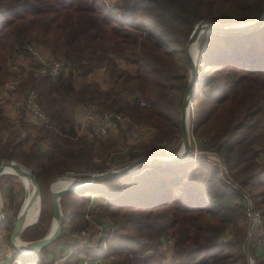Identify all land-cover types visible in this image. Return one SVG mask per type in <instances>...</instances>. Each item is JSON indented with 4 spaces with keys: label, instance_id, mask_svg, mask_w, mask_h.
Returning a JSON list of instances; mask_svg holds the SVG:
<instances>
[{
    "label": "trees",
    "instance_id": "trees-1",
    "mask_svg": "<svg viewBox=\"0 0 264 264\" xmlns=\"http://www.w3.org/2000/svg\"><path fill=\"white\" fill-rule=\"evenodd\" d=\"M263 13L264 0H116L112 8L102 0H0V85L9 59L25 52L27 45L46 46L71 69L106 68L108 78L119 86L102 90L85 84L75 90L72 72L55 80L30 72L20 87L36 90L38 104L53 123L60 127L67 123L70 103H96L103 111L150 125L158 143L180 142L179 115L188 74L184 47L195 24L248 21ZM201 37L191 131L203 148L226 159L264 224V164L258 161L264 149V24L246 33L206 32ZM119 59L134 66L136 74L119 68ZM140 100L146 105L141 107ZM43 132L14 136L0 145V163H17L39 184L40 217L23 231L27 241L46 233L44 219L52 216L48 186L53 179L104 168L93 164L90 146ZM45 140L47 156L39 145ZM177 149L175 145L172 154ZM143 155L130 152L127 157ZM87 192L105 198L104 212L116 226L104 230L107 247L96 253L97 258H111L112 264H249L252 245L245 250L240 193L228 187L211 164L186 158L165 166L142 165L74 194L84 199ZM63 214L62 230L75 221L85 228L82 209ZM9 223L6 217L0 231L8 230ZM227 234L230 237L225 238ZM165 238L174 242L168 261L160 249ZM46 247L30 257L42 262L40 253Z\"/></svg>",
    "mask_w": 264,
    "mask_h": 264
},
{
    "label": "crops",
    "instance_id": "crops-1",
    "mask_svg": "<svg viewBox=\"0 0 264 264\" xmlns=\"http://www.w3.org/2000/svg\"><path fill=\"white\" fill-rule=\"evenodd\" d=\"M34 50L37 54L36 57L32 56L30 53L23 52L15 54L13 57H15L19 63V69L17 71H10L8 67V63L6 66V72L7 76L5 78V81L2 85H0V96H5L4 103L0 106V117H2L4 120H0V145L8 142L9 140H12L14 136L19 137H25V136H31L35 137L38 133L44 134L43 130H48L52 135L54 136H61L65 139H68L71 142H76L78 145H88L90 148L95 149V145H100L97 141L93 140L88 128L87 123L84 118L85 113V106L78 104V103H70L69 104V113L67 117V123L63 124L61 127L57 124L53 123V128L51 129H41L38 127H33L27 122L20 121L16 122V120L20 117L24 116V109L22 108L19 93L21 90V84H23L27 78L30 72L35 73V75L39 76L36 73V69L38 68V58L43 59L46 62H51L55 58L52 55L51 49L46 46L42 45H34ZM37 64V68H33L32 65ZM116 64L119 68H122L126 70L128 73L135 75L136 74V68L134 66H128L124 63L123 60H116ZM106 68L104 67H98L94 68L93 70H90L89 72H85V68H79V72L76 69L71 68H65L61 72V75L58 78H65L69 75L70 72H72V84L75 90L80 89L83 85L88 84L91 86H97L98 88L102 90H107L109 88H116L118 89L119 86L112 83V81L108 78V75L106 73ZM75 70V71H74ZM86 73H89L90 76L87 77ZM42 77V76H40ZM6 83H9L11 85L15 86V90H9L6 86H4ZM25 89V88H24ZM5 94V95H4ZM125 96L129 98L126 94ZM139 131V137L134 145L131 147H124L125 145L124 141L126 140V135L128 131V125L125 123L119 124L115 129H112L109 134L102 139L100 142H107L109 144V149H117L120 150L121 153H129L130 150H132L134 153H145V155L151 152L162 151L163 147H165L166 144H169L171 147V150L173 149V146L180 145V142H157V131L156 129L152 128L150 125L146 123H136L135 124ZM71 130L73 133L68 134V131ZM181 136V135H180ZM179 143V144H178ZM40 148L43 152H45L46 156L48 155V142L42 141L40 142ZM179 149V147H178ZM177 149V150H178ZM177 152V151H176ZM164 153V152H163ZM144 156V155H143ZM128 161V160H127ZM258 161L262 164H264V156L258 157ZM4 162V161H2ZM1 162V163H2ZM0 163V164H1ZM11 174H4L0 177H8ZM16 176V175H15ZM264 176V171H263ZM24 181V180H23ZM22 181V182H23ZM78 181L74 182L72 185H76ZM24 186L26 187V196L29 195V186L26 181L23 182ZM59 187V184H58ZM56 189V188H55ZM63 198H67V195H65ZM34 204L31 206L30 210L27 213L26 217H30L34 214ZM106 205L105 198L102 199L99 198V196L96 195H89L87 197V206L86 210L88 209L87 213H97L99 214V219H89V223L84 220L83 215L85 214L82 211V218L83 221L86 222V227L90 226L95 233H97L98 230L102 231L104 228L109 226V223L104 222V218L102 217L101 213L102 209L104 210V207ZM68 209L67 211H65ZM64 211L66 213L70 212L69 208H66ZM101 218V219H100ZM89 228V227H88ZM73 229V223L67 222L62 230V236L59 239L58 246L62 252H66L67 248L65 241L67 240L66 234L70 233V231ZM2 240V236H1ZM7 241H5L6 243ZM57 244V243H55ZM3 245V243H0V247ZM54 245H48L47 250L49 248H55ZM173 248V242L170 240L167 243V252L164 254L167 258H169L170 254L172 253ZM252 253L251 257L257 262H264V249H260L252 245L251 247ZM52 251V250H51ZM86 251V250H85ZM101 251V250H99ZM14 255V254H13ZM12 255V257H14ZM97 256V255H96ZM28 259L30 260L31 257L29 256ZM112 259L111 258H105L103 261H101V264H111ZM254 261V263H255Z\"/></svg>",
    "mask_w": 264,
    "mask_h": 264
},
{
    "label": "built area",
    "instance_id": "built-area-1",
    "mask_svg": "<svg viewBox=\"0 0 264 264\" xmlns=\"http://www.w3.org/2000/svg\"><path fill=\"white\" fill-rule=\"evenodd\" d=\"M35 44H30L25 47V52L30 53L36 57L37 54L34 50ZM38 58V68L35 70L39 76L46 77L49 80H55L61 75V72L69 66L61 59H54L51 62H46L43 59ZM19 63L15 57H12L8 61L9 70L14 72L19 69ZM77 72H79V69ZM75 71V70H74ZM89 77L90 74L86 73ZM4 86L7 89L15 90V86L6 83ZM5 95V94H4ZM20 102L24 109V116L16 120V122L24 121L32 125L33 127L51 129L53 128V121L50 119L46 111L37 102V92L33 88H25L19 93ZM5 96H0V106L4 103ZM139 105L145 106L146 103L143 100L139 101ZM84 118L87 123L88 131L95 141L104 139L112 129H115L119 124H127L128 131L126 140L124 141V147H131L134 145L139 137V131L135 123L131 121L129 117L122 113H113L109 111H103L96 105V103H89L85 106ZM189 143H190V155L189 158L194 161H201L203 163L211 164L217 168L224 183L231 189H235L240 193V204L244 210V216L246 221V240L244 244L245 250L248 246L254 245L257 248L264 249V224L260 212L257 210L253 198L248 192H246L241 185L235 180L233 175L230 173L226 159L212 149L203 148L202 141L197 138L191 131L189 126ZM170 144V143H169ZM166 144L162 151H157V154L162 156H171V144ZM180 146V145H179ZM259 156H264V149H260ZM164 152V153H163ZM124 164L111 165L110 170H119L123 168ZM122 166V167H121ZM121 167V168H120ZM108 170V169H107ZM80 237L86 236L84 229L79 230ZM80 248H86L82 257L77 261L76 264H97V252L99 250L105 251L106 247L98 248L95 243H84L81 242L78 245ZM66 257L55 258L51 264H64ZM10 259V257H9ZM26 264H36L32 261L25 262ZM254 263V261H253ZM0 264H24L16 258H11L9 263ZM255 264V263H254Z\"/></svg>",
    "mask_w": 264,
    "mask_h": 264
},
{
    "label": "water",
    "instance_id": "water-1",
    "mask_svg": "<svg viewBox=\"0 0 264 264\" xmlns=\"http://www.w3.org/2000/svg\"><path fill=\"white\" fill-rule=\"evenodd\" d=\"M263 24H264V13L248 21L221 23L211 20H202L197 24H195L184 47L188 74H187V84L183 93V99H182L180 115H179L181 143L177 152L167 157L162 156L161 154H157L155 152V154H148L141 156L133 160L132 162L128 163L126 166H124L119 170L108 169V170L97 171L96 173H92L86 176L89 178L87 183L72 188H63L58 191H54L52 190V184H50L49 187L51 189L50 194H51V203H52V220H51L50 228L42 238L33 241H23L20 239L23 231L27 227L35 224L38 221L40 215V211H41L40 188L36 177L33 174H31L30 170L24 169L17 163H11L10 161L2 162L0 164V177L4 174L25 176L34 186L30 198L24 203V205L22 204L17 214V217L12 224L11 233L9 235V244L11 248L21 256H31L34 252L40 251L45 246H48L54 241H56L61 234L62 225L65 221V216L62 212V208L60 204V200L65 195L80 191L88 186L94 185L108 178L122 176L131 173L137 167H140L142 165L165 166L189 158L190 155L189 154L190 153L189 114L193 102V94L195 90L196 77H197L196 75L198 69V65H197L198 55H196V57L193 58L190 50L191 45L194 43L198 44L200 37L206 32L219 33L223 35L246 33L251 30L260 28L261 26H263ZM197 51L199 52V50ZM6 167L12 168L15 173H4V169ZM35 199H38L40 203L38 218L34 223L27 224L25 223L27 212L31 207V205L33 204V202L35 201ZM4 219H5V214L0 207V224L4 221ZM17 240H21L22 243H18Z\"/></svg>",
    "mask_w": 264,
    "mask_h": 264
},
{
    "label": "rangeland",
    "instance_id": "rangeland-1",
    "mask_svg": "<svg viewBox=\"0 0 264 264\" xmlns=\"http://www.w3.org/2000/svg\"><path fill=\"white\" fill-rule=\"evenodd\" d=\"M103 2H106L108 7H113L116 4V0H102ZM202 37H200L199 42L197 44V50H199V44H200V40ZM177 50H179L177 47L175 48ZM199 54V52L197 51V55ZM181 56V55H180ZM190 123V122H189ZM190 126V125H189ZM101 141V140H100ZM97 141L98 143H100V145H95V147H97L94 151V154H92V162L94 165L100 167H104L101 170L98 171H102V170H107L109 168H111V165H117V164H124V163H130L135 159H129L128 154L130 152H133L132 150H130L129 153H121L120 150L117 149H109V144H107V142H100ZM175 146H173L174 148ZM179 147V145H178ZM172 151V150H171ZM148 154H155L154 152L148 153ZM147 154V155H148ZM128 160V161H127ZM125 166V165H123ZM122 167V166H121ZM120 167V168H121ZM97 171H86V173L81 172V177H73L74 175H76L75 173H68V174H64L63 176H59L56 177L55 179H53V181H51L50 184H53V189H60V188H64L66 186H71L74 182L78 181L79 184L83 181V180H79V178L88 176L92 173H96ZM49 184V186H50ZM59 184V187H58ZM48 186V190L50 191V187ZM99 185H97L98 187ZM26 187L24 186L22 180L15 175H9L8 177H4L0 179V207L1 210L4 212L5 214V218L9 217L10 219V223L7 224V229L8 230H1L0 231V243H3V245L0 247V261H3V263H9L10 259L13 258L12 254L14 253V258L18 259L20 262L26 264L25 262L27 261H32L33 263L36 264H51L52 260H54L55 258H60V257H66L65 258V263L67 264L68 262L71 261V264H76L77 261L82 257V255L85 252L86 248H80L78 245L81 242L84 243H88V242H93L95 243V245H97L98 248L100 247H107V240L103 237L104 235V230L106 229V227L104 228V230H98L97 233H95V231H93V229L88 226L85 228H82L80 226V224L78 222H73V229L70 231V233L66 234V238L67 240L65 241L66 243V247L67 250L66 252H62L60 250V248L58 246H60V242L59 240L56 242L57 244H51L54 245L53 247L55 248H49V250L46 251L47 247L40 253L41 256V260L42 262L38 263L36 262L34 259H27L26 261L24 260V257H29V256H24L22 257L21 255H19L15 250L12 251L11 246L9 244V235L11 233V227L10 224H12V222H14V220L17 217V214L23 204V201L25 199L26 196ZM32 193L31 188L29 187V195L26 198V201L28 200V198L30 197ZM76 193V192H74ZM74 193H70L67 195V198H62L60 200V204H61V208H62V212H64V210L66 208L69 209H82V211L85 213L83 215V218L85 221H87L89 223V219H91L92 221H94L93 219H99V214L97 213H87L88 209L86 210V206H87V197H89V195H96L99 196L100 199L103 198L102 195H98V194H91L90 192H87L86 196H84V199L81 196H77ZM82 193V192H80ZM83 194V193H82ZM48 195L47 198V204H46V211L49 208V203H50V197L49 194H46V196ZM80 195V194H79ZM41 195H40V200H41ZM84 204V205H83ZM66 206V208L64 207ZM68 209H66L65 211H67ZM104 210L102 209L101 213H103ZM48 213V211H47ZM40 217V215H39ZM46 217V216H45ZM102 217L104 218L105 221L109 223V226L107 228H110L111 230L116 228L115 225H113L111 223L110 217L108 215L105 214V212L102 214ZM82 218V219H83ZM101 219V218H100ZM39 220V218H38ZM51 220H52V216L51 218H49L48 220L44 219V223L47 224V229H46V233L48 231V229L50 228V224H51ZM38 222V221H37ZM36 222V223H37ZM35 223V224H36ZM10 226V227H9ZM84 229L86 236H82L80 237L79 233H77L79 230ZM45 233V234H46ZM1 236H2V240H1ZM62 236V234H61ZM230 237V234L227 236H225V238ZM61 238V237H60ZM59 238V239H60ZM21 240L23 241H27L26 239H24L22 236L20 237ZM5 241H7L5 243ZM170 241V238H165L164 239V243L161 244L160 249L162 250V252L165 254L167 252V243ZM173 242V240H172ZM174 243V242H173ZM52 250V251H51ZM104 252V251H102ZM250 256V258H248V263L249 264H254L253 261H255L254 259H252L251 254L248 253ZM171 256V254H170ZM169 256V258H170ZM10 257V259H9ZM169 258L165 257L164 261H168ZM98 262L97 264H101L103 261V259L101 258H97ZM72 260L74 262H72ZM112 264V261H111ZM256 264V261H255Z\"/></svg>",
    "mask_w": 264,
    "mask_h": 264
},
{
    "label": "bare ground",
    "instance_id": "bare-ground-1",
    "mask_svg": "<svg viewBox=\"0 0 264 264\" xmlns=\"http://www.w3.org/2000/svg\"><path fill=\"white\" fill-rule=\"evenodd\" d=\"M191 54H192V56H193V58H195L196 57V55H197V43H194V44H192L191 45ZM4 173H15L14 171H13V169L12 168H10V167H6L5 169H4ZM22 181L24 180V181H26L27 182V184H28V186L31 188V190H32V192H33V189H34V186L32 185V183L29 181V179L27 178V177H25V176H21V175H17ZM79 180H83L80 184H79V182L76 184V185H71V186H66V187H64V188H72V187H75V186H78V185H81V184H84V183H87L88 182V180H89V178L88 177H82V178H79ZM23 181V182H24ZM55 182V181H54ZM54 182L52 183V190H54V191H58V190H60V189H63V188H60V189H53V184H54ZM32 194V193H31ZM31 196V195H30ZM30 198V197H29ZM28 198V199H29ZM26 202V198L24 199V201H23V205H24V203ZM35 204H34V214L33 215H31L30 217H26V219H25V223H27V224H30V223H34L36 220H37V218H38V214H39V209H40V203H39V200L38 199H35ZM33 202V203H34ZM33 205V204H32ZM31 205V206H32ZM31 208V207H30ZM30 208H29V210H30ZM28 210V211H29ZM28 213V212H27ZM17 242L18 243H22L21 242V240H17Z\"/></svg>",
    "mask_w": 264,
    "mask_h": 264
}]
</instances>
